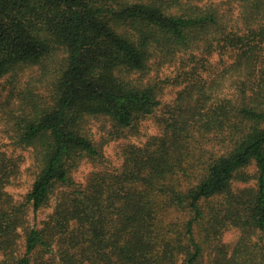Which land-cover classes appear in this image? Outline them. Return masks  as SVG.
I'll return each instance as SVG.
<instances>
[{
    "label": "trees",
    "instance_id": "obj_1",
    "mask_svg": "<svg viewBox=\"0 0 264 264\" xmlns=\"http://www.w3.org/2000/svg\"><path fill=\"white\" fill-rule=\"evenodd\" d=\"M219 52L231 61L208 82L200 62ZM181 54L187 85L164 137L76 185L80 162L103 158L89 122L124 130L154 114L161 69ZM0 122L36 165L17 204L4 189L18 164L0 152L5 264H34L40 250L54 264H264V0H0ZM251 167L255 185L235 190ZM60 185L71 192L49 220L26 226L25 209L38 213Z\"/></svg>",
    "mask_w": 264,
    "mask_h": 264
},
{
    "label": "rangeland",
    "instance_id": "obj_2",
    "mask_svg": "<svg viewBox=\"0 0 264 264\" xmlns=\"http://www.w3.org/2000/svg\"><path fill=\"white\" fill-rule=\"evenodd\" d=\"M216 2L220 0H214ZM237 12L235 13L236 16ZM238 25V24H237ZM181 54L180 56H182ZM187 55L180 57L176 63L166 65L161 69L160 75L163 79V92L161 94L162 105L152 115L141 118L133 128L124 130H116L108 121L92 119L88 126L96 142L102 148L103 158L98 161H92L87 158L83 159L80 164L74 169L72 178L76 185H85L95 172H117L122 169L125 162L126 150L129 146L135 145L139 147H146L155 139L164 137L166 133V120L169 118V109L175 105L179 93L187 85L183 81L184 70L189 72V67L186 66ZM200 58V56H198ZM231 61L230 53H214L206 58L199 67L201 78L211 82L214 77H217L225 69L226 65ZM23 77L19 80L24 83L29 80L33 72L28 69L21 72ZM231 82L227 80L220 91V94L232 93ZM9 91H6V93ZM10 93V92H9ZM2 122H0V152L5 154L9 159H14L18 164L17 173L6 184L4 191L9 194L17 204L25 202V197L30 191L36 175V165L33 159V149L17 146L10 133L4 130ZM246 175L251 177L250 182H242L236 180L234 182V189L238 190L248 186H254V168L251 167ZM71 192V187L57 186L54 194H52L50 202L38 213H34L31 206H28L23 215L26 226H36L42 228L44 222L49 220L50 216L55 212L57 205L61 202L63 195ZM20 237L14 251L15 257L21 256L25 252V227H19L18 231ZM240 230L235 227H229L222 232L221 242L228 245L230 250L233 249L239 240ZM264 236V235H263ZM57 249V247H55ZM55 252V251H54ZM54 252L44 253L42 250L36 252L34 255V264H54V258L57 256ZM211 255V250H209ZM3 255H0L1 264L3 262ZM205 264H210V257H206Z\"/></svg>",
    "mask_w": 264,
    "mask_h": 264
}]
</instances>
